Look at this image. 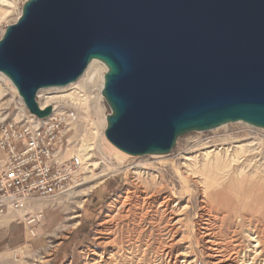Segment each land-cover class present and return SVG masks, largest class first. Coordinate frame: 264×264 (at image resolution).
Listing matches in <instances>:
<instances>
[{
	"label": "water",
	"instance_id": "obj_1",
	"mask_svg": "<svg viewBox=\"0 0 264 264\" xmlns=\"http://www.w3.org/2000/svg\"><path fill=\"white\" fill-rule=\"evenodd\" d=\"M107 72L105 136L132 155L244 122L264 129V0H27L0 40V73L31 113L42 89Z\"/></svg>",
	"mask_w": 264,
	"mask_h": 264
},
{
	"label": "rangeland",
	"instance_id": "obj_2",
	"mask_svg": "<svg viewBox=\"0 0 264 264\" xmlns=\"http://www.w3.org/2000/svg\"><path fill=\"white\" fill-rule=\"evenodd\" d=\"M6 1L11 3V6L2 5L0 1V40L4 36L7 27L17 22L22 14L23 5L27 0ZM106 72V65L102 61L96 60L85 83L90 89L99 91V77L101 74L105 75ZM6 77L0 73V98L2 97L0 99V110L10 105L13 95L12 91H9V82L12 83V81L5 80ZM13 86L15 87L14 84ZM98 109L94 126L79 127L77 129L76 136L73 139L75 147L72 148V150H77L83 144L93 143V149L89 152L91 154L90 159H85L87 158V151L84 150L83 152V178L85 181L92 179L94 181L83 183L61 195L55 201H37L36 207L43 209L44 217L37 226L36 236H31L28 233L23 221L18 222L19 219H23L21 218L23 217L22 213H13L0 218V264H98L103 260L111 261V255L119 252L121 247L131 250V247L134 246V250L137 251L136 245L141 243V250L147 248V246L144 247L146 243H149L147 235H144L145 238L142 236L140 243L134 242L136 241L135 238L139 236L138 232L141 229L150 228L148 222L150 218H146L145 221L141 218L146 210L137 208L142 206L143 197L146 196V193L142 191L144 188H139L136 180L137 176L133 173L136 169L150 170L153 174H164L165 180L169 181L170 187L175 184L179 191L182 190V194H179L174 199L172 205L174 202H179L180 209L188 204L192 206L188 213L182 216L185 218L183 225L177 226L180 227L181 231L176 234L174 241H170L175 244L170 264H182L183 259H188V262L195 260L197 264H213L212 262L215 260L209 256L211 250L208 249L209 244L205 243L207 238L204 240L200 238L201 233L193 243L184 239L189 235V229H191V226L187 224L190 221L194 224H200L201 218L198 215L207 213L206 210L202 209L205 191L211 193L224 192V194L214 196L211 199L212 205L216 206L215 208L219 207L220 210L219 213H213L212 219L214 218L216 225L220 226L222 223V226H224L222 227V232L227 237L224 242L228 243L230 248L236 243L241 244V249L246 247L253 248L252 246H254L255 242L248 238V234L258 232L263 240L264 249V217H261V219L257 217L260 214L256 199L259 196V192L264 194V129L244 122L229 123L208 131L191 132L179 137L174 149L167 155H157V157L156 155L132 156L127 154L126 156L120 152L118 153L105 136L107 127L105 126V121L111 110L104 97L103 100H100ZM198 138L210 141V145L214 144L217 149L221 147L232 148L235 144H243L246 150L248 149V144H252L253 148L256 149L254 152L245 151L246 154L242 153L243 155L239 153L238 156L241 157L235 164L230 163L229 160L223 157L217 161L215 160L216 162L212 163V165H207L208 167L206 166V168L200 166L198 169L202 172H206L207 168H213L215 172V166L218 168V172L216 174L213 172V174L209 175L204 173L198 178H191V181L185 183V180H183L185 177L184 169H175L176 167H173L169 160L176 159L177 154L182 152H189L195 155L196 152L192 145ZM81 149L83 150V148ZM252 154L254 155L251 156ZM255 158L257 159L255 160ZM93 163H97L99 166L97 168L93 165L91 166L90 164ZM244 164L246 165L244 166ZM241 169L243 173L238 175ZM90 170L92 171L90 172ZM180 173L183 177L179 176ZM100 174H105V180L99 187L92 189L83 197L72 198L73 192L96 182L98 179L94 178ZM205 178L211 184L209 189H206V185L203 183ZM230 180H232V185L229 187ZM185 188L189 191L184 193ZM165 194H169V192H164L156 197V207ZM127 195H131L132 200H130L129 205L121 208ZM82 198L86 201H83ZM134 203L137 206L133 207ZM130 208L133 209V212L139 213L132 214L130 212V214L127 212ZM261 209L264 211V206ZM229 212H231V215H229ZM117 213L120 215H117ZM226 214H228L227 218L225 217ZM125 215L128 216L125 217ZM241 215L245 216L246 219H241ZM114 216L115 220L113 221L111 219ZM206 217L209 216L206 214ZM251 217L259 218L260 221L256 219L250 221ZM223 218L225 220H222ZM198 224L196 227H199ZM223 228L225 229L223 230ZM135 229L136 231H134ZM218 229L216 231H219ZM235 233H237V242H233L230 239L234 237L233 234ZM145 239L147 240L145 241ZM132 242L135 245L131 246ZM159 247V243L151 244L147 251L148 254H146L147 258L145 257V264H167V262H159V258L156 256ZM181 252H189L190 255L184 257ZM127 255L131 256V254ZM177 255L179 256L177 257ZM137 256L141 257V254ZM263 260L264 257L262 256L258 264H263Z\"/></svg>",
	"mask_w": 264,
	"mask_h": 264
},
{
	"label": "built area",
	"instance_id": "obj_3",
	"mask_svg": "<svg viewBox=\"0 0 264 264\" xmlns=\"http://www.w3.org/2000/svg\"><path fill=\"white\" fill-rule=\"evenodd\" d=\"M9 86L12 100L0 110V218L22 213L18 222L36 236L44 217L36 202L55 201L85 181L84 150H72L73 139L79 127L94 126L102 91L84 83L42 89L37 94L41 109L50 96L67 97L50 101L51 114L41 118L30 112L11 82Z\"/></svg>",
	"mask_w": 264,
	"mask_h": 264
},
{
	"label": "bare ground",
	"instance_id": "obj_4",
	"mask_svg": "<svg viewBox=\"0 0 264 264\" xmlns=\"http://www.w3.org/2000/svg\"><path fill=\"white\" fill-rule=\"evenodd\" d=\"M0 1H1L2 5L11 6V3L7 2L6 0H0ZM95 62H96V60H93L90 63V65H89L88 69L86 70L85 74L77 82L72 83L71 85L77 84V83L78 84L84 83L85 85H87V83H85V80L90 75V70L92 69V67H93ZM1 74L3 76H5L3 73H1ZM104 77H105V75H103V74H101L100 77H99V82H100L99 89H100V91H102L103 87H104ZM5 80H10V79L8 77H6ZM63 88H65V87H63ZM66 97H67V94L66 95L50 96V97H48V100L46 102H43L41 105H42V107H47L49 105L50 101L60 100L62 98H66ZM100 97L103 98L102 93L100 94ZM101 98H100V100H101ZM98 107H99V102H97L96 106H95V111L96 112L99 110ZM105 122H106L105 126H107V120ZM105 126H104V128H105ZM92 144L93 143H88V144L81 145L82 146L81 148H83V150L87 151L86 152L87 158H85V159H90L91 158V154L89 152L93 149ZM111 145H112V147L114 149H116L118 151V153L120 152V153H122V155H126L127 156V153L119 150L113 144H111ZM192 147H193L194 151L196 152L195 155L190 154L189 152H182V153L177 154L176 159L169 160L170 163L173 165V167H176L175 169H179V170H180V168L184 169L183 173H185V177H184L183 180H185V183L191 181V178H198L200 175H202L204 173H207L208 175L209 174H213V172H214L213 168H207L205 170L206 172H204V171L202 172V171H200L198 169L200 166H202L203 168H206L207 165H212V163L216 162L219 158H223V157L226 160H229L230 163H234L235 164V162L239 161V158L241 157V156L240 157L238 156L239 153L241 155H243L242 153L246 154L245 151L254 152L255 149H256V148L255 149L253 148L254 146H252V144H248V149L247 150H246V148H244L243 144H241V145H236L235 144L234 146H232V148L221 147V148L217 149L214 144L210 145V141L204 140L202 138L196 139L194 141V144L192 145ZM94 148H95V146H94ZM256 152H257V150H256ZM253 155L254 154H252L251 156H253ZM161 157H163V156H161ZM261 157H262V155H261ZM257 158H255V160ZM177 160H179V162H177ZM246 164H244V166ZM90 165L91 166L93 165L96 168L99 166L97 163H93V164H90ZM244 166H243V168H245ZM248 166H249V163H248ZM146 167H148V166H146ZM257 167H259V166H257ZM203 168H202V170H203ZM214 169H216V171L214 172L216 174V172H218L217 171L218 168L215 166ZM142 170L136 169L133 172L137 176L136 180L138 182L139 188H144V190H142V191H144L146 193V196L143 197L142 206H138L137 208H139L140 210H146L144 212L145 214L141 218H142L143 221H145L146 218H150V221H148L149 225H150V228H149L150 230L147 229V228L141 229L140 232H138L139 236L137 238H135L136 241H134V242L140 243L142 236L147 235V237H149V239H148L149 243H146V245L144 246V247L147 246V248H145V249L143 248V250H141L140 249L141 243H140V244L136 245L137 246L136 248H138V249H137V251H135L134 250V246H133V245H135V243L132 242L131 246H133V247H131V250H127V249H125V247H121L119 252H117L114 255H111V257H112L111 261H104L103 260V261L99 262L98 264H135V263L136 264H145V257H146V254H148L147 253L148 248L151 246L152 243H155V242L159 243V245H160L159 251L157 250L158 252L156 254V256L159 258V262H161V263L167 262V264H170V262H172L173 250H174V245L175 244L171 243L170 241H172L175 238L176 234H178L181 231L180 227H177V226L183 225V221H184L185 218L182 217V216L185 213H188V211L191 209L192 206H190L188 204V205H185L182 209H180V203L179 202L178 203L174 202L173 205H172V202L174 201V199L179 194L180 195L182 194V190L179 191L177 189V185H175V184L172 187H170L169 186V181L165 180V175L164 174H153V173L150 172V170H148V171H144V170L142 171ZM91 171L92 170H90V172ZM242 171L243 170L241 169V171L238 173V175H242V173H243ZM104 175L105 174H100L99 176L94 178V179H98V180H96V182H94L93 184H91V185H89V186H87L85 188H82L81 190H77V191L73 192L72 193V198L77 199L78 197H81V196L83 197V196L87 195L92 189L99 187L105 180ZM179 176L183 177L181 173L179 174ZM206 178H205V181H203V183L206 185V189H209V186H211V184H209V182L207 181ZM244 179H245V177H244ZM89 181H94V180L93 179L92 180H86V181H84V183L85 182H89ZM229 183H230L229 184V187H230V185H232V180H230ZM201 186H202V184H201ZM260 187H262V186H260ZM185 191H189V190L186 189L183 192L185 193ZM164 192H169V194H165L162 197L163 199L160 201V203L156 207L155 206V203L157 201L156 197L160 196ZM204 193H205V196H204L205 200H203L202 209L207 211L206 214L209 217H206V214H203V213L199 214L198 217L201 218V220H200L201 221L200 222L201 225L197 223L199 225V227H196L197 224H194L192 221H190L189 224H187V225H190L191 229H189V233H188L189 235L186 236V238H184V239H186V241H189L190 243L191 242L193 243L195 240H197L196 238H197V236L200 233H201V237L200 238H202L203 240L207 238L205 243L209 244L208 249L211 250V253H209V256H211V257H213V259H215L214 262H212L213 264H258V261L261 260L262 256L264 257L263 240L261 239V237L258 234V232L248 234V238L251 241L255 242V244H253L254 246H252L253 248L250 249V248L246 247L244 249H241V244L240 243H236L235 245L233 244V246L230 248L228 246V243L224 242L225 239H227V237L222 232V227H224V226H222V223H221L220 226L216 225V222H214V220H213L214 218L212 219V217L214 215L213 213L214 212L219 213L220 210H219V207L215 208L216 206L214 207L212 205L211 199L214 196H218V195L224 194V192L223 191L222 192L221 191L220 192L217 191L215 193H211V192L205 191ZM256 199H257L258 208H259V214H260V216L257 215V217H259L261 219V217H264V211L261 209L264 206L263 205L264 204V194L262 192L261 193L259 192V196ZM130 200H132V196L131 195H127L126 196V200L122 204L121 208H124L125 206L129 205L130 204ZM83 201H86V200L83 199ZM81 206H82V204H81ZM135 206H137L136 203H134L133 207H135ZM225 207H226V205H225ZM228 208H229V206H228ZM221 209H222V207H221ZM132 210L133 209L130 208V209H128L127 212H129V213L132 212V214L133 213L134 214H138L139 213V212L138 213L137 212H133ZM225 212H226V210H225ZM118 214L119 213H117V215ZM229 215H231V212H229ZM127 216L125 215V217H127ZM227 216H228V214L225 215L226 218H227ZM74 217H77V216H74ZM214 217H217V216H214ZM255 217H253V218L251 217L249 220L250 221H252L253 219L255 220L256 219ZM137 218H139V217H137ZM237 218H238V216H237ZM240 218L241 219H246V217L242 216V215H241ZM259 218L256 219V220L260 221ZM120 219H122V218H120ZM219 219H221V218H219ZM10 220H12V219H10ZM111 220L114 221L115 220V216ZM111 220L109 219V221H111ZM222 220H225V218H223ZM220 222H222V221H220ZM228 222H226V223H228ZM164 223H166V224H164ZM187 225H185V226H187ZM216 229H218L219 231H216ZM224 229L225 228H223V230ZM148 230H149V232L147 234ZM134 231H136V229ZM233 231H234V229H233ZM236 234L237 233L233 234L234 237L230 238L233 242H237L238 241V239L236 238ZM144 238H145V236H144ZM146 240L147 239H145V241ZM178 241H182V240H178ZM229 244H230V242H229ZM189 252H185V253L181 252L182 253L181 255H183L184 257H188L190 255ZM241 252H242V255H241ZM252 253H254V254L252 256H250ZM127 254H131V256H129ZM140 254H141V257H138L137 255H140ZM178 256L179 255H177V257ZM263 262H264V260H263ZM182 264H197V263L195 262V260H191L190 262H188V259H183L182 260Z\"/></svg>",
	"mask_w": 264,
	"mask_h": 264
}]
</instances>
